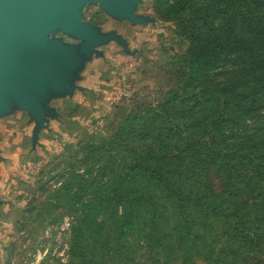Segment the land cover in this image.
Here are the masks:
<instances>
[{
  "label": "trees",
  "instance_id": "trees-1",
  "mask_svg": "<svg viewBox=\"0 0 264 264\" xmlns=\"http://www.w3.org/2000/svg\"><path fill=\"white\" fill-rule=\"evenodd\" d=\"M177 23L152 101L135 95L107 135L80 145L59 189L75 215L71 254L110 255L132 235L154 264H264V0H155Z\"/></svg>",
  "mask_w": 264,
  "mask_h": 264
},
{
  "label": "rangeland",
  "instance_id": "rangeland-1",
  "mask_svg": "<svg viewBox=\"0 0 264 264\" xmlns=\"http://www.w3.org/2000/svg\"><path fill=\"white\" fill-rule=\"evenodd\" d=\"M79 10L97 33L113 35L86 48L81 38L61 28L47 34L49 41L72 48L77 62L60 90L51 83L32 88L44 109L40 128L36 131L32 109L11 95L0 109V264H154L153 255L132 235L102 258L94 257L92 247L85 256L72 255L75 215L59 189L68 184L74 164L80 174L92 165L99 168L97 159L82 161L81 143L94 133L107 135V118L127 98L155 102L174 84L167 71L170 56L187 46L179 44L177 23L159 14L155 0L133 5L136 20L99 2Z\"/></svg>",
  "mask_w": 264,
  "mask_h": 264
},
{
  "label": "water",
  "instance_id": "water-1",
  "mask_svg": "<svg viewBox=\"0 0 264 264\" xmlns=\"http://www.w3.org/2000/svg\"><path fill=\"white\" fill-rule=\"evenodd\" d=\"M139 0H0V109L11 95L23 107L31 108L37 118L36 131L43 122L44 111L32 88L51 83L63 88L67 72L77 60L73 49L47 34L55 29L74 34L83 46L105 44L112 33L102 35L81 18L85 3H102L113 12L136 20L132 10Z\"/></svg>",
  "mask_w": 264,
  "mask_h": 264
}]
</instances>
